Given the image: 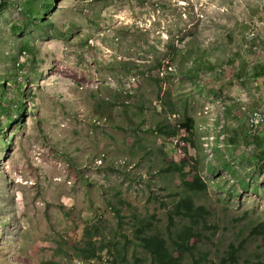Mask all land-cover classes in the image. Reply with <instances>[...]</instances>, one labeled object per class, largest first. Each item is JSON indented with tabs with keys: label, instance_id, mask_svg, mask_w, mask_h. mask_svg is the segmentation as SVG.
<instances>
[{
	"label": "rangeland",
	"instance_id": "rangeland-1",
	"mask_svg": "<svg viewBox=\"0 0 264 264\" xmlns=\"http://www.w3.org/2000/svg\"><path fill=\"white\" fill-rule=\"evenodd\" d=\"M185 117L198 192L157 130ZM263 122L264 0H0V264H148L185 195L205 264H264Z\"/></svg>",
	"mask_w": 264,
	"mask_h": 264
},
{
	"label": "trees",
	"instance_id": "trees-1",
	"mask_svg": "<svg viewBox=\"0 0 264 264\" xmlns=\"http://www.w3.org/2000/svg\"><path fill=\"white\" fill-rule=\"evenodd\" d=\"M43 5L48 7L49 2H44ZM155 82L160 84V79L153 78ZM193 123L191 117H185L182 122L187 129H190ZM157 130L171 135L174 131H171L169 125L161 127L157 126ZM186 161L183 160L180 163L171 162L172 169L177 170L181 175V182L188 191H201L207 187V183L203 181L198 175H193L191 180L185 179L186 173L184 172V166ZM208 211L202 205H196L193 200L188 196H182L176 201L172 209L169 211V221L167 225L168 235L163 236L158 233H149L152 229L151 221H141L135 228L134 238L137 244L143 248L149 254L148 264H183V259L187 254H190L191 264H205L207 261V254L202 253L196 255L194 253L195 244L192 243V239L198 236L196 232V224L199 223V218L204 219L208 215ZM182 216L188 219V224L182 225L174 232L171 231L173 225V217ZM256 230V229H254ZM88 240L86 248L88 250L84 257H93V252L89 246ZM236 248L233 244L229 245L227 254L229 257L233 256L236 252ZM119 264H145L142 258L133 257L131 262H128L125 256H122V261ZM213 264V263H210Z\"/></svg>",
	"mask_w": 264,
	"mask_h": 264
},
{
	"label": "clouds",
	"instance_id": "clouds-1",
	"mask_svg": "<svg viewBox=\"0 0 264 264\" xmlns=\"http://www.w3.org/2000/svg\"><path fill=\"white\" fill-rule=\"evenodd\" d=\"M212 119L217 120L216 113H214V116H213ZM182 122L175 123V122H172V121H168V122L166 121V123L164 125V126L169 125L171 127V131H174L173 134L167 135V136L170 137V143H169L170 149L169 150L170 151L172 150L174 155H175V157L178 159V160L176 159V161H178V162L174 161L175 159L174 160L172 158L170 159L169 164H168L170 166V169H172V166L170 165L171 162H174V163L178 164L181 161L185 160L186 164H187V161H189V159L191 158L190 156H188V153L186 151L187 143L185 142V140H186L185 139V129H187V128L184 125H182ZM187 130H189V129H187ZM215 135H216V137L213 134L211 135L212 140H214V144L217 147L222 146V139L224 137V130H223L222 126L220 127V123L217 126V129L215 131ZM218 139H219V142H218ZM205 144L206 143H203V146H205ZM186 164H185V166H186ZM185 166H184V168H185ZM136 244H137V242H136ZM122 246H124V245L122 244ZM116 248L120 249L119 248V244H116ZM125 255L126 254H123V255H120L119 258H114V261H112V262H116L117 264H119L122 261V256H125ZM96 258L99 259L102 262L107 261L106 257L98 256V255H96V253H95V255L93 257H89V258L86 257L85 260L87 259V261H88V260H93V259H96ZM82 264H84V263H82Z\"/></svg>",
	"mask_w": 264,
	"mask_h": 264
},
{
	"label": "bare ground",
	"instance_id": "bare-ground-1",
	"mask_svg": "<svg viewBox=\"0 0 264 264\" xmlns=\"http://www.w3.org/2000/svg\"><path fill=\"white\" fill-rule=\"evenodd\" d=\"M256 115V114H255ZM256 117H259V116H256ZM253 118V117H252ZM255 118V117H254ZM260 120H259V118L257 119V118H255V119H253V124H255L256 126L258 125V122H259ZM262 123V122H261ZM264 123V122H263Z\"/></svg>",
	"mask_w": 264,
	"mask_h": 264
},
{
	"label": "built area",
	"instance_id": "built-area-1",
	"mask_svg": "<svg viewBox=\"0 0 264 264\" xmlns=\"http://www.w3.org/2000/svg\"><path fill=\"white\" fill-rule=\"evenodd\" d=\"M258 119V118H257Z\"/></svg>",
	"mask_w": 264,
	"mask_h": 264
}]
</instances>
